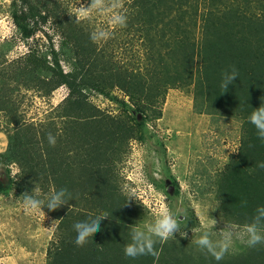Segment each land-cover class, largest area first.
I'll return each instance as SVG.
<instances>
[{
    "label": "trees",
    "instance_id": "16d2710c",
    "mask_svg": "<svg viewBox=\"0 0 264 264\" xmlns=\"http://www.w3.org/2000/svg\"><path fill=\"white\" fill-rule=\"evenodd\" d=\"M189 2L124 0L129 9L127 24L135 29L126 33L141 39L143 58L134 66H122L104 48L97 49L74 18L40 0H12L10 14L23 38H31L51 21L61 39L58 49L53 44L45 52L31 49L18 71L24 86L42 96L61 86L68 91L56 111L71 124L64 137L55 136L54 147L45 134L41 142H35L30 126L21 125L15 103L6 97L5 82L0 83V113L9 115L8 122L16 126L5 161H17L22 180H29L28 192L44 181L55 191L67 189L71 195L70 208H45L58 220V237L49 247L48 264H264V244L216 261L183 238L158 241L155 257L125 256L140 215L118 192L116 162L123 159L130 140H144L145 123L150 113L159 118L168 89L193 85L198 113L222 114L242 122L238 151L215 182L223 218L243 227L252 222L257 208L264 207V168L258 167L264 162V141L248 119L264 104V0ZM62 61L72 70L64 72ZM233 67L239 75L223 93V73ZM115 89L128 101L113 95ZM89 91L122 105L126 119L103 114L89 101ZM36 144H41L38 152ZM102 212L109 215L101 222L102 231L78 247L74 224Z\"/></svg>",
    "mask_w": 264,
    "mask_h": 264
},
{
    "label": "rangeland",
    "instance_id": "374dc122",
    "mask_svg": "<svg viewBox=\"0 0 264 264\" xmlns=\"http://www.w3.org/2000/svg\"><path fill=\"white\" fill-rule=\"evenodd\" d=\"M42 1V5L74 19L75 16L70 13L75 12V7H79L80 3L90 4V0ZM189 1L192 0H188L187 5L191 4ZM11 2L0 0V83L5 82L6 97L15 103L14 111L21 119V125L30 126L35 142H41L42 135L47 137L48 133L64 137L71 123L67 118L60 119L56 109L67 96V89L61 86L50 96H42L35 89H27L23 78L18 75L25 54L31 49L45 52L51 44L58 49L60 36L52 29V22L48 21L31 38H23L13 23ZM201 7L200 3L198 10ZM123 10L127 15L129 9L125 3ZM187 11L192 15V11ZM81 25L89 35L97 26L112 33L107 41L93 43L97 49L104 48L120 65L134 66L142 61L141 39L133 34L135 29L129 23L123 28H113L105 16L94 14L91 22H81ZM127 30L133 33L127 34ZM195 34L200 35L198 29ZM61 66L64 72L72 70L63 61ZM86 94L91 104L103 114L126 119L122 105L92 91ZM112 94L128 101L119 90H113ZM195 102L193 85L168 89L159 106V118L150 113L143 129L144 140H130L123 159L116 162L115 167L118 192L130 204V209L140 215L137 227L146 228L154 222L156 201L162 195L177 216L181 230L188 232L187 238L179 233H175L173 238H183L191 246H197L195 240L205 230V225L211 228L215 220L214 231H219L224 222L242 228L223 218L215 195V182L229 157L238 151L242 122L222 114L198 113ZM138 116L140 119L141 115ZM8 117L0 113V264H48L49 247L58 237V221L51 228V221L55 218L45 208V217L26 213L22 195L27 192L46 201L54 188L42 181L34 184L28 192L29 180H22L17 161H5L9 136L16 128L8 122ZM39 147L41 144H36L34 150L38 152ZM27 166L31 168L30 164ZM247 247L234 239L233 247L224 257L235 255Z\"/></svg>",
    "mask_w": 264,
    "mask_h": 264
},
{
    "label": "clouds",
    "instance_id": "9594fccd",
    "mask_svg": "<svg viewBox=\"0 0 264 264\" xmlns=\"http://www.w3.org/2000/svg\"><path fill=\"white\" fill-rule=\"evenodd\" d=\"M79 2V0H78ZM124 0H90V4L80 3L79 7H75V12L70 15L75 16V22H91L94 14H99L107 18V23L113 28L126 27L127 16L124 12ZM112 33L103 27H95L90 33V39L94 43L107 41L111 38ZM238 71L233 67L231 71L223 73L221 88L223 93L228 90L230 84L238 77ZM249 122L255 127L257 136L264 141V104L255 109L249 116ZM50 146H55L57 143L56 137L51 133L47 136ZM258 167L264 168V162L258 164ZM38 191V189H34ZM24 210L28 214H39L45 217L43 211L47 208L49 211H56L61 206H69L71 195L67 189H60L53 191L46 201L38 199L35 196L25 192L23 195ZM165 197L159 196L156 201V208L154 209V222L147 225L146 228L134 227L131 233V243L125 246L124 252L126 257L136 258L138 256L152 255L158 256L155 248L157 242H166L170 238L175 237V233H179L181 237L187 238L188 232L182 231L178 223L177 216L164 202ZM109 218L108 213L102 212L94 217H89L84 221H79L74 224V230L77 233L75 243L78 247H83L88 239L94 233L102 231L101 222ZM180 219V218H179ZM58 220L51 221V228ZM215 223L209 228L205 225V230L195 240V244L201 251H206L216 261L224 258L225 254L233 247L234 239H238L241 243L249 247H255L259 244H264V207H259L256 210V215L253 217L252 222L245 224L242 228H237L235 225L226 224L220 228L219 231H214ZM50 228V229H51Z\"/></svg>",
    "mask_w": 264,
    "mask_h": 264
},
{
    "label": "water",
    "instance_id": "95a60500",
    "mask_svg": "<svg viewBox=\"0 0 264 264\" xmlns=\"http://www.w3.org/2000/svg\"><path fill=\"white\" fill-rule=\"evenodd\" d=\"M138 117H140V116H138Z\"/></svg>",
    "mask_w": 264,
    "mask_h": 264
}]
</instances>
